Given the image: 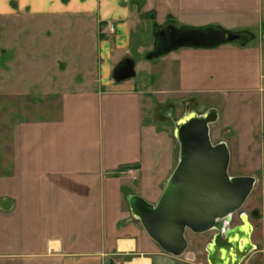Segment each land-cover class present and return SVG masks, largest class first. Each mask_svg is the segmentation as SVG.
I'll return each mask as SVG.
<instances>
[{"label":"rangeland","instance_id":"rangeland-1","mask_svg":"<svg viewBox=\"0 0 264 264\" xmlns=\"http://www.w3.org/2000/svg\"><path fill=\"white\" fill-rule=\"evenodd\" d=\"M196 1L202 3V9L208 12L195 17L212 19V24L219 26H234V32L247 36V41H238L240 46L256 45L257 41L247 42L259 38L260 26L264 48V15L243 8L217 11L213 3H221V0ZM81 19V24L86 22L88 28L84 32L73 27L75 20L71 16L20 13L0 17V199L9 197L14 203L8 215L0 211V260L5 263H20L27 246H39V238L44 234L61 235L69 248L96 249L101 245L103 234L108 236L112 230L124 227L123 224L131 218L126 196L136 190L141 182L136 172L131 171L137 162L124 167L121 164L113 169L123 173L113 175L118 192L111 194L112 199L106 197L104 200L107 209L103 216L97 205L99 190L87 188V185L93 188V180L87 174L75 173L85 172L88 166H98L102 157L131 159L135 148V153L140 154L139 146L144 139L141 125L148 120H156L157 128H153V135L159 136L160 140L157 141V152L153 154L158 157L160 169L171 161L175 166L179 152V144L174 136L175 121L186 111L201 114L206 109L215 108L209 107L215 103L210 93L203 97L191 92L187 93L186 98L165 103L158 110H146V118L141 119L138 109L130 104L131 96L117 99L105 95L103 90L98 92L92 83L99 78L89 77L86 70L101 69L110 78L116 63L112 59L110 65H105L94 57H82L98 53L97 38L100 39L103 34L98 36L94 20L86 16ZM147 21L141 18L138 25ZM176 24L184 25L181 22ZM65 25L69 26L64 28ZM93 25L96 26L94 30ZM101 30L103 28H99ZM153 37L150 26L147 29L143 26L134 29L131 53L134 55L139 43L149 42ZM143 77L147 80L149 75L136 70L131 79L139 85ZM206 82L217 87L226 84L211 77ZM191 88L194 90L193 86ZM216 96L220 97L219 94ZM219 103L216 105L219 118L210 125L213 142L222 141L223 138L229 141L236 135L244 137L250 125L248 122L253 120L255 114L258 120L261 115L262 105L258 100L256 107L250 105L248 108V102H242L234 109L225 107V111ZM40 144L43 153L33 152V146ZM243 158L240 168L247 170L248 159L246 156ZM235 161L237 157L229 164L230 175H238ZM45 162L46 166L55 167L65 176H79L75 185L60 193L56 206L48 205L40 214L35 204L29 206L26 202H29V189L36 185H30V175L31 180L38 183L39 175L34 172H39ZM239 175H252L255 178L240 212L256 211L257 216L248 215L247 221L253 226V236L258 240L264 228V175L261 171ZM36 192L38 190H33V193ZM89 201L96 203L94 211L87 208ZM237 215L238 212L234 214L233 223ZM210 237L211 232L199 236L198 260H205L202 246ZM191 248L193 245H188L186 251ZM11 251H15L16 255H4ZM247 264H260V259L256 256Z\"/></svg>","mask_w":264,"mask_h":264},{"label":"crops","instance_id":"crops-1","mask_svg":"<svg viewBox=\"0 0 264 264\" xmlns=\"http://www.w3.org/2000/svg\"><path fill=\"white\" fill-rule=\"evenodd\" d=\"M213 5L217 11H222L223 8H243L248 12L264 15V0H221V3L215 2ZM198 11L200 13H197ZM205 12L208 10H203L202 3L199 4L196 0H0V17L20 13L71 16L75 20L73 27L80 32L88 29L86 22L81 24L82 17L86 16L94 20L97 23L98 36L103 34L100 39L97 38L99 50L96 54L90 53L82 57H94L97 62H103L105 65H110L112 59L117 64L124 58H131L134 62L135 74L136 70H140L148 74L149 78L146 80L143 77L140 81L141 84L138 85L131 79L132 77L114 81L112 77H106L104 70H86L89 77L99 78L98 81L92 83V87L97 88L98 92L103 90L105 95H111L117 99L124 97L128 99L131 96L130 104L133 108L138 109L141 119L146 118V110H158L163 104L174 102L175 99L186 98L187 93L191 92H197L203 97L209 96L210 93L215 103L209 107L219 110L216 105L220 102V107L224 111L225 107L234 109L239 107L242 102H248V108L250 105L256 107L257 100L260 101L261 115L258 116V120L257 114H255L253 120L248 122L250 125L247 134L244 137L233 136L229 140L230 142L224 138L222 141L226 143L230 152L229 164L237 157L234 167L238 175L259 171L264 175V48L260 38V26H258L259 38L247 42L250 44L249 42L257 41V46L243 47L239 45L238 41H232L208 49L181 47L158 58L148 59L146 54L152 49L153 37L149 42L139 43L135 54L131 53L133 30L139 26H143L145 29L150 26L153 30L155 25L167 20H173L175 23L181 22L184 25H216L212 24L214 23L212 19L195 17V15H202ZM141 18L148 19V21L143 25H138ZM110 25H112V29H110ZM67 26L65 25L64 28ZM219 27L233 32L236 28L228 25ZM94 28L96 26L93 25L92 29L94 30ZM99 28H103V30L99 31ZM88 31L91 34V29ZM209 77L221 83L224 81L226 84L219 87L208 84L206 80ZM192 86L194 90H192ZM216 94H219L220 97H217ZM149 121L141 125L144 139L139 146L140 154L135 153V148L134 157L131 159L126 157L119 160L116 157H102L98 166H88L85 172L75 173L87 174L90 176L89 179L93 180L92 184H95L91 185L93 188L88 185L87 188L99 190L100 203L98 202L97 205L100 213L102 211V216L107 209L104 200L106 197L112 199L111 194L115 195L118 192L113 176L123 173L113 170L118 165L124 164V167L137 162L131 171L136 172L138 178H141V182L132 193L144 197L151 203L157 201L167 175L174 167V163L172 164L171 161L163 169H160L158 157H154L153 154V152H157L156 145L160 140L159 136L153 135V128H157L156 120ZM161 122L164 124L163 121ZM223 126L225 127V124ZM136 141L139 143L137 137ZM33 152L42 154V144L33 146ZM242 156H246L248 159L247 170L240 168L241 159H244ZM46 164L45 162V166L40 167L39 172H34L39 175L38 183L33 182L30 175V185H36L33 189H29V202H26L29 203V206L35 204L40 209V214L48 205L56 206L60 193L68 190L70 185H75L79 176L73 174L65 176L63 172L55 170V167L46 166ZM33 190H38V192L33 193ZM7 199L10 201L9 209L0 208V211L6 212L8 215L13 210L14 203L11 198L7 197ZM87 208H92L94 211L96 203L87 202ZM242 213L246 214V212H241V215ZM130 215L131 218L123 224L124 227L112 230L108 236H105L106 233L103 234L101 245H98L96 249L69 248L61 235L44 234L39 238V246L36 248L27 246L28 249L23 252L25 256L18 264H209L205 251V245L209 239H206L202 246L205 260L197 259L200 248L198 239L205 233L199 234L187 230L185 236L188 245H193V249L191 248L179 256H173L164 252L147 235L138 219L131 212ZM234 225L244 226L240 216H237ZM250 240L254 248L243 262L247 264L257 256L260 259V264H264V228L260 239L256 240L253 236L252 226ZM4 255L12 257L16 253L11 251ZM12 260L14 259H10V261ZM0 264L12 263L0 260Z\"/></svg>","mask_w":264,"mask_h":264},{"label":"water","instance_id":"water-1","mask_svg":"<svg viewBox=\"0 0 264 264\" xmlns=\"http://www.w3.org/2000/svg\"><path fill=\"white\" fill-rule=\"evenodd\" d=\"M154 42L146 58L163 56L181 47L213 48L222 43L246 41L245 34L217 25L178 26L173 20L153 28ZM135 75L134 62L124 58L112 69L114 81ZM218 119L215 108L198 114L189 111L174 123L179 144L177 162L166 179L155 203L131 193L126 196L131 214L147 235L166 253L179 256L188 247L187 230L211 232L205 245L209 264H242L254 246L252 225L247 214L240 215L244 226L234 225V214L248 198L255 178L230 175V152L224 141L213 142L210 125ZM10 201L0 199V208L9 209ZM256 216V214L254 215Z\"/></svg>","mask_w":264,"mask_h":264},{"label":"flooded vegetation","instance_id":"flooded-vegetation-1","mask_svg":"<svg viewBox=\"0 0 264 264\" xmlns=\"http://www.w3.org/2000/svg\"><path fill=\"white\" fill-rule=\"evenodd\" d=\"M247 215H250L251 217H253L255 214H256V216H257V213H256V211L255 210H251L250 212H248V213H246ZM241 214L240 213H238V215L237 216H240ZM255 216V217H256Z\"/></svg>","mask_w":264,"mask_h":264},{"label":"built area","instance_id":"built-area-1","mask_svg":"<svg viewBox=\"0 0 264 264\" xmlns=\"http://www.w3.org/2000/svg\"><path fill=\"white\" fill-rule=\"evenodd\" d=\"M110 29H112V25H110Z\"/></svg>","mask_w":264,"mask_h":264}]
</instances>
